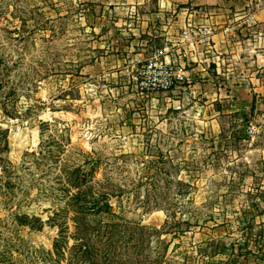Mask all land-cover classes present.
Wrapping results in <instances>:
<instances>
[{
	"label": "rangeland",
	"instance_id": "rangeland-1",
	"mask_svg": "<svg viewBox=\"0 0 264 264\" xmlns=\"http://www.w3.org/2000/svg\"><path fill=\"white\" fill-rule=\"evenodd\" d=\"M106 1L0 0V264L70 263L78 165L114 194L89 218L101 244L102 221L142 241L127 259L264 264V127L209 57L215 29L156 12L187 1Z\"/></svg>",
	"mask_w": 264,
	"mask_h": 264
},
{
	"label": "crops",
	"instance_id": "crops-1",
	"mask_svg": "<svg viewBox=\"0 0 264 264\" xmlns=\"http://www.w3.org/2000/svg\"><path fill=\"white\" fill-rule=\"evenodd\" d=\"M142 1L145 0L106 2L110 5L126 4L130 7L116 9L128 11L143 9L133 7L136 2L139 6ZM172 1H187L193 7H157L156 12L163 13L165 17L167 10H176L174 12L180 18L187 12L186 20L215 29L217 34L211 41L213 48L209 57L219 60L221 67L227 66L224 72L220 71L226 76L227 88L238 93L240 102L256 108V121L261 123V128L264 127V0H169L168 4L171 5ZM234 47L237 51L233 50ZM255 152L264 158V147Z\"/></svg>",
	"mask_w": 264,
	"mask_h": 264
},
{
	"label": "trees",
	"instance_id": "trees-1",
	"mask_svg": "<svg viewBox=\"0 0 264 264\" xmlns=\"http://www.w3.org/2000/svg\"><path fill=\"white\" fill-rule=\"evenodd\" d=\"M1 64V63H0ZM2 81V79H0ZM69 175L72 177L70 179V185L77 189L76 192L71 194L70 202L67 203V208L75 213V217L72 219L75 225V232L73 233V238L75 244L70 248L69 264H120L118 260L120 259L121 264H162L163 255L158 253L156 257L151 258L144 257L143 259L128 258V255L137 253V249L143 246L141 240H138L136 233L132 231L128 237L124 238L125 232L124 229H129L126 226V222L121 221H110L103 222L106 227H109V231L103 233L109 234L106 244H101L99 240L100 226L92 223V220H89L90 216L94 217L98 214H115L114 208L110 203V198L114 196L113 193H98L94 186L89 185L92 180H89V175L92 174L91 170L85 169L83 166L78 165L73 167V169L68 170ZM85 187V189H83ZM69 205H72L73 208ZM89 216V217H88ZM129 227V226H128ZM139 228L143 229L141 238L144 239L145 235L150 233V230L143 225H139ZM157 230V229H156ZM62 238L64 239L66 234H69L67 230L61 231ZM123 240L121 244L119 240ZM69 242V241H68ZM64 242V243H68ZM134 245H132V243ZM54 251L52 254H57L59 256L65 255V246H63V240H57L54 243ZM127 250V251H126ZM131 250V251H130Z\"/></svg>",
	"mask_w": 264,
	"mask_h": 264
},
{
	"label": "built area",
	"instance_id": "built-area-1",
	"mask_svg": "<svg viewBox=\"0 0 264 264\" xmlns=\"http://www.w3.org/2000/svg\"><path fill=\"white\" fill-rule=\"evenodd\" d=\"M211 38H212V37H208L207 39H208V40H212ZM157 66L159 67L158 64H157ZM160 68H162V70L164 69V71H165L166 73H168V70L165 69L164 66H163V67H160ZM171 84H172V82H167V85L164 86V87L167 88V87H169ZM257 132H258V129H257L256 126H249V127H248V133L251 134V138H255Z\"/></svg>",
	"mask_w": 264,
	"mask_h": 264
}]
</instances>
